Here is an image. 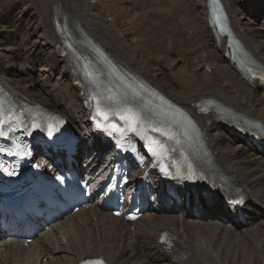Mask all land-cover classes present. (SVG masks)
I'll list each match as a JSON object with an SVG mask.
<instances>
[{
  "label": "bare ground",
  "instance_id": "6f19581e",
  "mask_svg": "<svg viewBox=\"0 0 264 264\" xmlns=\"http://www.w3.org/2000/svg\"><path fill=\"white\" fill-rule=\"evenodd\" d=\"M36 1L40 44L47 47L50 53L45 60L48 78H52L56 70H59L60 85H71V93L75 95V101L80 107L72 109L67 104L60 106L50 102L41 93L35 95L31 87L25 85L38 72V52L45 48L39 46V43L28 50L15 45L19 31L13 30V26L8 23H2L0 18L1 44L2 39L12 38L8 46L4 44L5 51L13 61L19 63L18 73L22 78L21 74L29 73L24 78L26 83L17 82L15 80L21 78L14 80L0 61V86L5 93L16 104L33 107L40 105L65 118L78 135L83 148L87 146L90 158L86 164L92 174V167L102 160V153L107 150L99 146L89 134L91 105H85L89 91L86 85L76 86L75 82L81 79L82 66L86 69L93 67L92 71L103 82L112 81L106 71L108 67L115 68L126 84L162 96L186 114L189 123L203 139L206 157L229 186L225 193H234L233 197L242 198L251 227L236 225L233 216L227 225H221L219 221L205 222L202 220L204 216L226 217L227 210L208 205L201 198L196 211L200 216L184 208L180 215H175L161 203L158 210L145 214L131 224L121 218H113L110 213L94 205L41 232L28 248L22 247L15 240L2 241L0 264H77L80 259L93 255L102 256L108 264H246L243 259L261 264L259 258L254 260L253 256L244 253L242 256L236 247L225 252L224 249L236 246V241L250 242L253 237H256L257 242L264 239V155L250 146L247 138H239L228 125L221 123L216 113H207L200 108L204 106L222 111L234 122L242 125L252 122L264 129V93L257 80L248 82L241 77L237 65L231 61L226 39L217 38L209 26L207 0H193V6L201 12L198 13L201 18L197 17L195 25L193 21L178 17V27L184 32L180 38H177L179 35L169 36L168 43L180 41L183 50H176L182 53L175 60H155L163 66L159 71L148 66L153 74L145 71L143 62L138 64L137 57L141 53L145 61L142 50L137 54L134 51L136 48L119 43L114 27L107 22V15H104V22L96 18L93 7L99 6L98 0L96 5H91L89 0ZM36 1H33V6ZM220 1L235 38L244 51L264 67V28H255V20L248 18H256L255 11L250 15L249 10L260 8L263 0ZM86 3L88 6H85ZM179 3L186 4L188 0H167L166 8L163 5L159 10L162 13H173L179 10ZM241 20H246L247 26L252 27L243 28ZM40 22H43L41 26ZM57 24L63 25L66 32L56 29ZM189 32H192V36ZM65 40L72 44L73 51L62 56L60 47ZM35 51L36 59L32 58ZM147 62L149 64L148 56ZM176 63L180 65L175 67ZM58 97H62L61 93ZM85 129L88 132L84 133ZM37 160L44 161L41 158ZM162 198L163 191L159 195V202ZM238 210L235 208V211ZM164 231L170 232L175 240L170 251L157 243L159 234ZM1 248L4 250L1 251ZM260 250L264 259V242H261ZM43 260H46L45 263H42Z\"/></svg>",
  "mask_w": 264,
  "mask_h": 264
},
{
  "label": "rangeland",
  "instance_id": "374dc122",
  "mask_svg": "<svg viewBox=\"0 0 264 264\" xmlns=\"http://www.w3.org/2000/svg\"><path fill=\"white\" fill-rule=\"evenodd\" d=\"M33 1L32 0L31 1L30 0H0V18L2 19V23H6V24L8 23L13 26L14 28L13 30H16L17 32L19 31L18 32L19 35L15 39V45L24 47L25 50H28L37 46L39 43V46L45 48V50H41L38 52V60L40 62L38 67V72L36 73L37 71L36 69L33 72V74L35 73L36 74L32 76L33 78L31 82L25 85H27V87L28 86L31 87L30 90L34 94L41 93L40 95H42L43 98H48L50 102L60 104V106L63 104H67L72 109L76 107H80L79 103L75 101V95L71 93L70 90L71 85L68 83L63 84L62 86L60 85L59 83L60 75L58 73L59 70H56V73L52 78H48V73H47L48 66L45 60L49 57L50 53L48 50H46L47 47L40 44L41 34H40V30L38 29L37 15L35 14V11L37 12L38 10V5L36 1L35 6H33L32 5ZM89 1L91 5L97 4V0H89ZM98 2H99V6L93 7L94 8L93 12L96 14V18L104 22V15H107L108 17L107 22L111 24L112 27H114L113 30L120 39L119 43L120 44L123 43L122 46L125 47L127 46L129 48H136L134 51L137 54H139L140 50H142L144 52L145 61H143L144 58H142L143 54L141 53L137 57V59L139 60L138 64H141L143 62L142 65L143 66L145 65L144 68L145 71L148 70L152 74H153V70L150 67H152L156 71H159L162 69L163 66V64L157 63L155 62V60L157 59H164L165 61H168L170 59L175 60V58L179 57L182 53L177 51V50H183V44L180 41L172 44L168 43L169 36L179 35L177 38H180L184 32L178 27L179 26L178 17L180 19L188 20L189 22L193 21V25H195L196 23L195 21L198 19L197 17L201 18L200 17L201 15H199L201 14V12L200 10L198 11V9L193 6V0H188V3L186 4L179 3L180 11L179 10L173 11V13H171L172 11H164V13H162L163 11L159 10V8H162L163 5L166 8L167 0L166 1L165 0H98ZM88 4L86 3L85 6H88ZM263 4H264V0L260 2V8H257L256 10H252V11L249 10L250 15L253 13V11H255L254 16L255 15L258 16V17L255 16L256 17L255 19L252 18L251 16H248V18L255 20L254 27L258 29L264 28ZM185 7H187L186 10ZM171 9L174 10L172 5H171ZM47 10L49 11L48 7ZM195 14H197L198 16ZM191 16H194V18L191 19ZM107 22L106 24H108ZM42 23L43 22H40L39 26H41ZM241 24L243 28L252 27V26H247L246 20H241ZM189 35L192 36V32H189ZM11 39L12 38L2 39L3 45L1 44V40H0V61L2 63V66L5 67V69L7 70V72L8 73L10 72L12 74L13 79L15 80L19 77L21 79L15 81L17 82L20 81L22 83L25 81L24 78H26L29 73L25 72L21 74L23 76L22 78L18 73L19 63L17 61H13L10 58L8 52L5 51L6 50L5 45L8 46ZM184 41H186L185 38ZM163 52H165L166 54ZM156 54L158 55L155 56ZM33 56L34 57L32 58L34 59L37 58L36 51L34 52ZM147 56L149 58L150 65L147 64L148 63ZM178 65H180V63H176L175 67ZM175 67H171V68L174 69ZM216 79L219 82L218 77H216ZM59 93H61L62 97H58ZM40 95H38L37 97L41 98ZM86 132H88L87 129H85L84 133ZM82 151L85 150L82 149L80 155H82ZM258 239L262 240V238L259 237ZM239 242L236 241V246L232 245L230 247H225L224 252L227 249L234 250L236 247L242 256L244 253L246 256H253L254 260H257L259 258L261 264H264L263 255H260L261 253L260 245L261 242H264V239L263 241L257 242L256 237H253L252 241L250 242L247 240L245 241L243 240ZM243 260L246 264H254L253 261H249L246 259ZM44 262L45 260L43 261V263Z\"/></svg>",
  "mask_w": 264,
  "mask_h": 264
},
{
  "label": "snow or ice",
  "instance_id": "6c2138e0",
  "mask_svg": "<svg viewBox=\"0 0 264 264\" xmlns=\"http://www.w3.org/2000/svg\"><path fill=\"white\" fill-rule=\"evenodd\" d=\"M0 134H2V133H0ZM0 151H2V149H0Z\"/></svg>",
  "mask_w": 264,
  "mask_h": 264
}]
</instances>
